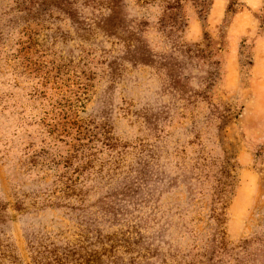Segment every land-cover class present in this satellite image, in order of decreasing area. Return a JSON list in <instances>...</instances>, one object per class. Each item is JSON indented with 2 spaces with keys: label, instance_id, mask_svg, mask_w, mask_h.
<instances>
[{
  "label": "rangeland",
  "instance_id": "rangeland-1",
  "mask_svg": "<svg viewBox=\"0 0 264 264\" xmlns=\"http://www.w3.org/2000/svg\"><path fill=\"white\" fill-rule=\"evenodd\" d=\"M213 1L0 0V264H264V81L230 32L264 4Z\"/></svg>",
  "mask_w": 264,
  "mask_h": 264
},
{
  "label": "crops",
  "instance_id": "crops-1",
  "mask_svg": "<svg viewBox=\"0 0 264 264\" xmlns=\"http://www.w3.org/2000/svg\"><path fill=\"white\" fill-rule=\"evenodd\" d=\"M247 6L257 9L264 4V0H240ZM227 0H214L210 10V16L213 19L220 20L226 14ZM251 12V11H250ZM255 23L256 17L252 13L245 11L236 12L234 19L231 22V34L233 35H250L254 36V44L252 46L253 57L251 64L254 69V74L257 80L264 81V29L259 26H251V22ZM257 23V22H256ZM248 25V27L246 26ZM263 29V30H262ZM233 39V37H232ZM237 39V37H236ZM238 40V39H237ZM233 44V43H232ZM236 49L237 43L232 45Z\"/></svg>",
  "mask_w": 264,
  "mask_h": 264
},
{
  "label": "trees",
  "instance_id": "trees-1",
  "mask_svg": "<svg viewBox=\"0 0 264 264\" xmlns=\"http://www.w3.org/2000/svg\"><path fill=\"white\" fill-rule=\"evenodd\" d=\"M97 260L95 258H88L86 264H97Z\"/></svg>",
  "mask_w": 264,
  "mask_h": 264
}]
</instances>
